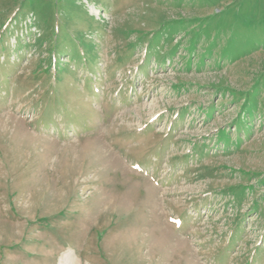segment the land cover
I'll list each match as a JSON object with an SVG mask.
<instances>
[{"label": "rangeland", "instance_id": "rangeland-1", "mask_svg": "<svg viewBox=\"0 0 264 264\" xmlns=\"http://www.w3.org/2000/svg\"><path fill=\"white\" fill-rule=\"evenodd\" d=\"M0 264H264V0H0Z\"/></svg>", "mask_w": 264, "mask_h": 264}, {"label": "bare ground", "instance_id": "bare-ground-1", "mask_svg": "<svg viewBox=\"0 0 264 264\" xmlns=\"http://www.w3.org/2000/svg\"><path fill=\"white\" fill-rule=\"evenodd\" d=\"M63 260V259H62Z\"/></svg>", "mask_w": 264, "mask_h": 264}]
</instances>
